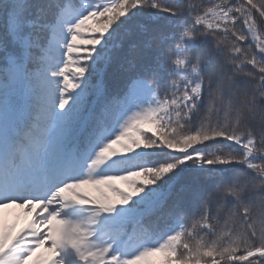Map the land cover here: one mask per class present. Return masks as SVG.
<instances>
[{"label": "snow or ice", "instance_id": "obj_1", "mask_svg": "<svg viewBox=\"0 0 264 264\" xmlns=\"http://www.w3.org/2000/svg\"><path fill=\"white\" fill-rule=\"evenodd\" d=\"M30 262L264 264V0H0V264Z\"/></svg>", "mask_w": 264, "mask_h": 264}, {"label": "rangeland", "instance_id": "obj_2", "mask_svg": "<svg viewBox=\"0 0 264 264\" xmlns=\"http://www.w3.org/2000/svg\"><path fill=\"white\" fill-rule=\"evenodd\" d=\"M94 192L96 193V196H97V198L98 199H102L103 197H104V195H105V192H103V191H100V190H97L96 188H94ZM109 196L111 195V193H107ZM19 219H22V216L21 215H19V217H18Z\"/></svg>", "mask_w": 264, "mask_h": 264}]
</instances>
